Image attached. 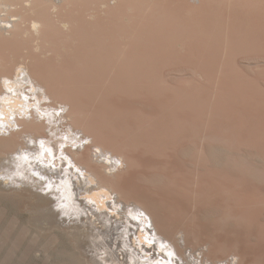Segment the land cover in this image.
Segmentation results:
<instances>
[{"label": "rangeland", "instance_id": "rangeland-1", "mask_svg": "<svg viewBox=\"0 0 264 264\" xmlns=\"http://www.w3.org/2000/svg\"><path fill=\"white\" fill-rule=\"evenodd\" d=\"M75 1L59 13L70 32L56 15L45 27L54 50L44 69L129 155L136 198L165 199L204 242L264 252V10L254 0ZM3 165L0 263L11 253V264H115L102 258L104 241L115 243L98 239L104 216Z\"/></svg>", "mask_w": 264, "mask_h": 264}, {"label": "bare ground", "instance_id": "bare-ground-1", "mask_svg": "<svg viewBox=\"0 0 264 264\" xmlns=\"http://www.w3.org/2000/svg\"><path fill=\"white\" fill-rule=\"evenodd\" d=\"M254 1L264 10V0ZM62 2L66 6L76 1L0 0L1 166L17 169L35 181L44 180L52 193L63 194L62 199L73 201L75 196L89 206L92 214L104 216L108 225L105 221L107 227L103 224L98 239L107 235L115 238L114 248L104 241L105 261L111 256L115 264H264V252L260 250H225L222 243L218 246L213 241L204 242L198 234L192 236L185 218L178 216L180 210L166 206L171 212L161 207L165 199L160 205L157 198H136L138 191L127 181L132 165L129 155L119 148L117 140L103 134L73 106L69 90L44 69L43 62L54 50L45 43V27L50 26L54 15L63 28L69 30L68 25H72L73 20L59 16ZM99 2L108 6L109 0ZM53 53L62 56V52ZM190 224L195 226L192 219ZM221 250L223 256L219 255ZM11 257L8 254L0 264H11Z\"/></svg>", "mask_w": 264, "mask_h": 264}]
</instances>
